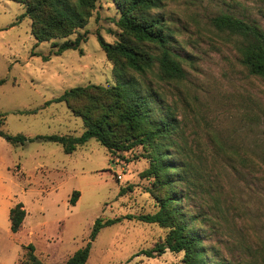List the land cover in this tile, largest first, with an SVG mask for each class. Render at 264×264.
Segmentation results:
<instances>
[{"label":"rangeland","instance_id":"374dc122","mask_svg":"<svg viewBox=\"0 0 264 264\" xmlns=\"http://www.w3.org/2000/svg\"><path fill=\"white\" fill-rule=\"evenodd\" d=\"M23 12L22 5L0 0V80L5 81L0 113L6 114L0 130L30 138L77 137L85 130L76 114L83 102L53 100L74 87L117 83L97 42L98 35L107 43L118 40L116 5L113 0L95 4L87 25L78 30L87 33L81 55L68 50L46 62L42 57L66 39L36 44L30 21L17 23ZM152 13L163 16L185 79L161 81L154 67L142 76L127 73L123 81L133 79L139 94L158 96L157 117L164 115L162 101L177 119L183 147L177 159L191 171L190 195L180 207L198 219L210 264H264V80L241 64L236 38L211 24L227 14L264 31V0H160ZM146 157L142 147L111 156L95 140L66 155L53 142L13 146L0 137V158L12 175L5 184L15 192L12 206L22 204L27 217L19 239L25 245L17 240L13 247L20 264L27 244L43 264H64L86 245L97 218L156 212L154 195L162 191L153 178L142 176L149 166ZM74 191L80 196L71 206ZM167 231L136 220L104 227L86 264H182L183 253L140 254L162 242ZM7 242L2 236L1 244ZM0 250L1 257L6 251L1 245Z\"/></svg>","mask_w":264,"mask_h":264},{"label":"trees","instance_id":"16d2710c","mask_svg":"<svg viewBox=\"0 0 264 264\" xmlns=\"http://www.w3.org/2000/svg\"><path fill=\"white\" fill-rule=\"evenodd\" d=\"M7 1L24 7L17 23L25 18L30 21V33L36 44L66 39L61 44H54L57 49L42 57L46 62L50 55L58 56L68 50L82 54L80 45L86 41L87 33L80 34L78 30L87 25L95 4L100 0ZM113 2L119 12V17L113 19L114 25L120 30L119 38L114 43H107L98 35L97 42L113 65L112 72L117 83L109 88L94 85L74 87L53 100L66 104L83 102L77 108L76 114L82 117L85 130L77 137L65 135L32 138L13 136L0 130V137L13 146H23L34 141L53 142L60 145L66 155L72 154L89 140H95L111 156L129 152L136 147L146 150L149 166L142 176L153 178L154 185L162 191L161 194L154 195L157 211L153 214L125 215L106 220L97 218L86 245L64 264H86L91 243L99 231L123 220H136L168 230L162 242L156 243L150 250L141 251V255L154 258L169 251L183 253L182 264H210L203 247V235L197 229L198 219L180 207L190 195L188 191L190 192L191 171L186 161L177 159L180 154L183 155V147L177 140V119L162 101L160 106L164 108V115L157 117L153 103L158 102V96L150 92L141 95L133 79L123 81V76L127 73L142 76L151 72L154 67L161 81L176 83L185 79V72L178 55L173 51L163 16L152 13L160 8V0ZM211 24L217 30L236 38L241 64L249 74L264 80V31L253 22L249 23L227 14L214 17ZM72 35L76 36L70 40ZM4 82L0 80V85ZM5 118L6 114L0 113V127ZM202 176L203 172L200 171V177ZM119 195H123L122 190ZM79 196V192H72L69 204L74 206ZM25 216V209L20 203L9 210L12 233L20 230ZM25 250L26 261L22 264H43L34 255L32 244H28Z\"/></svg>","mask_w":264,"mask_h":264},{"label":"crops","instance_id":"0c3cea01","mask_svg":"<svg viewBox=\"0 0 264 264\" xmlns=\"http://www.w3.org/2000/svg\"><path fill=\"white\" fill-rule=\"evenodd\" d=\"M8 167L9 165L4 163L2 161V158H0V245L3 246L4 250L6 251V253L0 257V264H20L19 259L15 257V249L13 247L15 246L14 243L17 240L19 246L24 247L25 245H23L19 239L21 234L26 232V230L24 231V229L27 217L25 216L21 228L17 233H12L10 231L9 210L13 207L11 198L12 195H15V192L5 184L8 178H12ZM16 172H19L18 168L16 169ZM2 236L6 237L8 240L6 245L4 243L3 245L1 244ZM8 246L10 249L9 253L7 251Z\"/></svg>","mask_w":264,"mask_h":264}]
</instances>
